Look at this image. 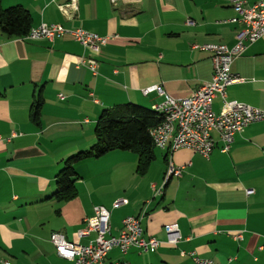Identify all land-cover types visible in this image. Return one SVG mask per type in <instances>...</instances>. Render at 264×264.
Segmentation results:
<instances>
[{"label": "crops", "instance_id": "0c3cea01", "mask_svg": "<svg viewBox=\"0 0 264 264\" xmlns=\"http://www.w3.org/2000/svg\"><path fill=\"white\" fill-rule=\"evenodd\" d=\"M70 1L2 0V7L28 9L31 27L58 22L118 37L95 53L70 36L50 42L9 37L0 29V264H73L57 254L51 233L87 243L95 234L80 237L77 231L95 205L111 211L112 232L126 216L141 214L145 235L162 241L154 252L113 249L107 263L193 264L183 250L218 264H264V120L237 133L227 152L218 141L209 159L154 144L160 152L154 148L143 173L130 150L82 161L77 195L52 197L62 161L97 142L95 126L104 109L128 103L154 108L164 97L142 92L154 84L175 98L191 95L213 73L210 53L194 45L232 47L239 29L223 22L237 14L229 0H76L77 10L60 8ZM83 55L99 61L97 75L78 66ZM232 71L241 82L228 86V99L264 109V36L248 45ZM40 95L36 123L31 111ZM222 104L217 96L215 111ZM170 158L183 166L180 175H167ZM170 222L182 233L177 246L166 243L164 225Z\"/></svg>", "mask_w": 264, "mask_h": 264}, {"label": "built area", "instance_id": "2783aa9c", "mask_svg": "<svg viewBox=\"0 0 264 264\" xmlns=\"http://www.w3.org/2000/svg\"><path fill=\"white\" fill-rule=\"evenodd\" d=\"M111 2L115 4L117 0ZM229 2L237 14L223 22L238 24L235 45L229 47L224 43L214 42L194 45L195 48L207 51L212 57L211 80L203 83L191 95L182 98L171 96L159 84L142 89L145 95L157 92L164 97L163 103L155 106L160 107L165 115V123L152 127L150 132L161 137L164 148H168L171 153L179 148H188L209 159L218 141L222 144L221 151L227 152L231 149L237 133L252 123L264 120L263 108L227 97L228 86L241 82L240 76L232 71V63L244 53L249 44L264 36V0L252 4L249 0ZM67 6L77 10L76 0H71L69 4L61 5L60 8L65 10ZM188 23L193 21L188 20ZM66 35L79 42L84 49H91L95 53L99 52L101 46L107 45L109 40L118 37L117 34L101 35L83 27L68 28L61 23L46 22L32 26L23 37L54 41ZM78 66L89 68L93 74L99 72V61L93 56L83 55ZM59 96L61 99L65 98L62 94ZM217 96L223 100L220 112L214 109V99ZM15 135L16 133H13L11 136ZM169 162H172V171H167V175H180L183 166H175L172 158ZM246 192L253 193L254 189H247ZM122 202L127 200H116L114 206ZM110 221V210L104 205H95L94 214L85 218L84 227L77 231L80 237L95 234L87 243L69 240L60 231H53L50 239L57 254L72 261L73 264H113L105 260L113 249H119L123 253L132 248L140 253L154 252L162 242L156 237L145 235L141 214L123 218L122 227L117 233L112 232ZM164 231L166 243L177 245L182 240L177 222L166 223ZM236 237L242 238V235L238 234ZM181 253L188 255L193 264H218L212 258L200 256L196 251L182 250ZM5 264L12 263L7 261Z\"/></svg>", "mask_w": 264, "mask_h": 264}, {"label": "trees", "instance_id": "16d2710c", "mask_svg": "<svg viewBox=\"0 0 264 264\" xmlns=\"http://www.w3.org/2000/svg\"><path fill=\"white\" fill-rule=\"evenodd\" d=\"M32 25L31 12L21 4L2 7L0 0V29L9 37H23ZM42 95L31 111L32 119L40 121ZM163 114L154 108L138 103H128L113 109H104L96 123L97 142L89 149L76 151L67 156L55 174L56 189L52 197L67 201L77 195L76 181L79 178L78 163L103 156L113 150H130L138 154L139 173L147 170L155 157L150 129L163 120Z\"/></svg>", "mask_w": 264, "mask_h": 264}, {"label": "bare ground", "instance_id": "6f19581e", "mask_svg": "<svg viewBox=\"0 0 264 264\" xmlns=\"http://www.w3.org/2000/svg\"><path fill=\"white\" fill-rule=\"evenodd\" d=\"M154 109L156 111H159L160 113H162L160 107L156 106V107H154ZM163 117L164 118H163V120H162V122L160 124H164L165 123V115L164 114H163ZM150 133H151V136L153 138L154 144L157 147L163 148L164 145H163V140L161 139V137H159L158 135L154 134V132H150ZM168 171H172V163L171 162L169 163Z\"/></svg>", "mask_w": 264, "mask_h": 264}, {"label": "rangeland", "instance_id": "374dc122", "mask_svg": "<svg viewBox=\"0 0 264 264\" xmlns=\"http://www.w3.org/2000/svg\"><path fill=\"white\" fill-rule=\"evenodd\" d=\"M70 2H71V1H70ZM60 6H61V5H60ZM42 23H45V22H42ZM46 23H48V22H46ZM52 23H58V22H52ZM40 24H41V23H40ZM40 24H39V25H40ZM61 24H62V23H61ZM63 25H64V24H63ZM37 26H38V25H37ZM64 26H65V25H64ZM66 27H67V26H66ZM68 28H70V27H68ZM87 30H88V29H87ZM107 35H109V34H107ZM66 36H68V35H66ZM70 37H71V36H70ZM113 39H114V38H113ZM40 40H47V39H40ZM74 40H75V39H74ZM111 40H112V39H111ZM47 41H49V40H47ZM109 41H110V40H109ZM50 42H53V41H50ZM108 43H109V42H108ZM108 43H107V44H108ZM105 46H106V45L101 46L99 52H100L101 49H102L103 47H105ZM83 48H84V47H83ZM84 56H87V55H84ZM83 67H85V66H83ZM86 68H87V67H86ZM88 69H89V68H88ZM89 70H90V69H89ZM90 71H91V70H90ZM91 72H92V71H91ZM98 73H99V72H98ZM94 75H97V74H94ZM162 103H163V102H162ZM155 147H156V146H155ZM155 150H156L157 153L160 152L158 148H155ZM110 212H111V211H110ZM110 222H111V221H110ZM111 226H112V225H111ZM80 229H81V228H80ZM182 238H183V237H182ZM79 242H80V241H79ZM180 242H181V241H180ZM180 242H179V243H180ZM179 243H178V244H179ZM178 244H177V245H178ZM177 245H175V246H177Z\"/></svg>", "mask_w": 264, "mask_h": 264}]
</instances>
